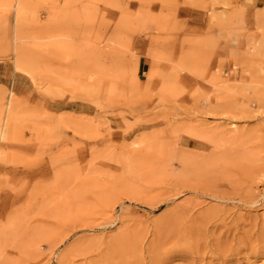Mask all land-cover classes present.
I'll use <instances>...</instances> for the list:
<instances>
[{
  "label": "rangeland",
  "instance_id": "obj_1",
  "mask_svg": "<svg viewBox=\"0 0 264 264\" xmlns=\"http://www.w3.org/2000/svg\"><path fill=\"white\" fill-rule=\"evenodd\" d=\"M0 264H264V0H0Z\"/></svg>",
  "mask_w": 264,
  "mask_h": 264
},
{
  "label": "bare ground",
  "instance_id": "obj_2",
  "mask_svg": "<svg viewBox=\"0 0 264 264\" xmlns=\"http://www.w3.org/2000/svg\"><path fill=\"white\" fill-rule=\"evenodd\" d=\"M17 68H20L21 69L22 68L21 64L18 63Z\"/></svg>",
  "mask_w": 264,
  "mask_h": 264
}]
</instances>
